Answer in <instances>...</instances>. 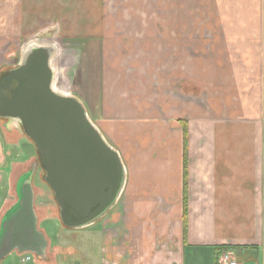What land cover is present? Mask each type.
<instances>
[{"label":"crops","instance_id":"crops-1","mask_svg":"<svg viewBox=\"0 0 264 264\" xmlns=\"http://www.w3.org/2000/svg\"><path fill=\"white\" fill-rule=\"evenodd\" d=\"M156 2L167 18L152 23L176 58L168 84L113 68L105 81V67L96 94L84 95L126 169L117 203L87 227L66 228L58 216L65 229L41 230L32 187L40 165L13 175L0 133V191L15 177L17 196L0 218L1 264H215L213 246L224 244L252 245L222 253L264 264V0Z\"/></svg>","mask_w":264,"mask_h":264},{"label":"rangeland","instance_id":"rangeland-1","mask_svg":"<svg viewBox=\"0 0 264 264\" xmlns=\"http://www.w3.org/2000/svg\"><path fill=\"white\" fill-rule=\"evenodd\" d=\"M156 3V0H0V70L17 64L28 44L43 41L55 47L52 62L58 69V83L65 84L69 94L79 98L84 106L85 91L90 87L89 92L96 94L97 73L105 67V81L109 79L107 70L113 68L124 78L137 71L145 81L154 77L153 80L159 78L168 84V62L174 66L176 58L173 55L168 58L169 38L162 37L152 23L157 14L167 18V11ZM194 50L191 56L199 57ZM158 57L161 63L153 72L151 64ZM0 133L6 142L8 160L13 163L12 174L29 171L32 163L38 161L33 143L16 125L6 129L2 119ZM17 163L25 166L18 168ZM41 174L42 168L37 166L32 187L38 226L54 235L57 228H65L57 224L58 207ZM14 184L15 177L1 186L0 218L17 199Z\"/></svg>","mask_w":264,"mask_h":264},{"label":"water","instance_id":"water-1","mask_svg":"<svg viewBox=\"0 0 264 264\" xmlns=\"http://www.w3.org/2000/svg\"><path fill=\"white\" fill-rule=\"evenodd\" d=\"M54 53V45L43 41L23 49L17 64L0 78V119L33 143L60 223L79 229L117 203L126 169L81 100L53 88L58 74Z\"/></svg>","mask_w":264,"mask_h":264},{"label":"trees","instance_id":"trees-1","mask_svg":"<svg viewBox=\"0 0 264 264\" xmlns=\"http://www.w3.org/2000/svg\"><path fill=\"white\" fill-rule=\"evenodd\" d=\"M9 69V68H8ZM8 69L0 70V78L7 73ZM183 132H184V149H183V174L186 175V166H187V153H186V124L183 122ZM38 163L41 164V157L38 155ZM41 167V166H40ZM43 172V170H42ZM185 197V196H184ZM186 198V197H185ZM184 198V200H185ZM183 224H184V230H185V222H186V206L185 203L183 205ZM248 248H252V245H232V244H224V245H215L213 246L214 251V263L219 264L218 257L222 253V251H228V250H235V251H242Z\"/></svg>","mask_w":264,"mask_h":264},{"label":"built area","instance_id":"built-area-1","mask_svg":"<svg viewBox=\"0 0 264 264\" xmlns=\"http://www.w3.org/2000/svg\"><path fill=\"white\" fill-rule=\"evenodd\" d=\"M29 257H26L25 259H28ZM219 264H238L236 259H233L229 256L228 252H223L218 257Z\"/></svg>","mask_w":264,"mask_h":264},{"label":"bare ground","instance_id":"bare-ground-1","mask_svg":"<svg viewBox=\"0 0 264 264\" xmlns=\"http://www.w3.org/2000/svg\"><path fill=\"white\" fill-rule=\"evenodd\" d=\"M57 78H58V74L55 77L53 88L58 92L69 93V88H67L65 84L58 83Z\"/></svg>","mask_w":264,"mask_h":264}]
</instances>
